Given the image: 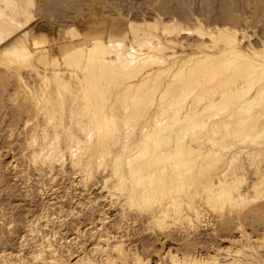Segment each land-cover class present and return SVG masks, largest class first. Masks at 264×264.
<instances>
[{
  "label": "rangeland",
  "instance_id": "374dc122",
  "mask_svg": "<svg viewBox=\"0 0 264 264\" xmlns=\"http://www.w3.org/2000/svg\"><path fill=\"white\" fill-rule=\"evenodd\" d=\"M231 14L235 15L236 18L238 19L236 22H232L229 20L230 18H228V17ZM13 15L17 18L16 20H14V22H17V24H16L17 26L14 28H12L9 25V24H11L10 18ZM239 19H241V20H239ZM172 20H173V23H175L176 26L178 27L177 28L178 30L175 29L174 31L171 30V32L170 31L162 32L163 30H161V28L162 29L164 28L165 23L166 22H172ZM199 20H200V22H199ZM131 21H135V22H139V23L140 22L141 23L142 22L143 23L152 22L154 25L155 24L158 25L156 28L157 29L156 34L166 43V45L168 44L167 46L175 48V51H178V52H180V50H181V52H185V50H186L187 52H185V54H189V53L198 51L200 49L199 46L203 42L201 39H203V40L207 39L205 41H207L209 43L211 42V41H209L210 40L209 38H206V36H203V37L201 36V38H200V35H202L201 32H203V30L207 31L208 28L223 27L224 25L231 26V27L234 26L235 29L238 28L237 29L238 37H240V39L242 40L243 47H245V46L247 47V45L249 43H252L256 48L258 47V49H259L261 47V46H259V44L261 43L260 45H262V43H263L262 41L264 39V0H0V33H1L0 37L3 38V40H0V42H2V44L0 43V50L4 46L10 45V43H11V40H6V38H5L9 29H13L12 31H16L18 33H21V31L25 32L26 30H29V31L32 30L30 32H32L33 37L28 36L25 39V42L27 43V45L32 47L36 43V42H34L33 38L34 37L38 38L39 43H42V44H39L38 40H37L36 44L41 45V46L37 47L38 49L41 47L42 48L48 47L52 54H56L58 56V60H55L56 64L54 63L52 66H49V67L52 70L58 69V67L61 68L68 78L70 76L69 73H71L73 71V69L80 73L82 70L81 68L85 69L86 64H85V66L81 65L82 67L77 66V65L76 66L74 65V67H73V66L67 64L68 66H70V67H68L64 63L65 60L62 57H63V54L65 52L66 47H68L72 42H74V43L79 42V39H78V37H73V36L71 37L70 33H68V32L65 33L64 36H61L60 35L61 32L67 31L71 28H77L80 31H84V30L90 29V27L92 25H96V27L93 26V28H95V31H96V32L95 31L93 32L94 37L97 36L98 33L103 32L104 36L106 37V40L110 41L109 35L112 34L113 35V37L111 36L112 40H115L114 42L116 44L122 43L121 45H123V44H127V46L130 45V46H128V50H130L132 52H131V54L129 53L130 56H128L129 55L128 54L126 57H128L129 60L132 59L131 61H133V59L135 58L134 61H136L140 58V57L139 58L136 57L137 54L139 55L138 52H140L142 54V52L144 50H146L148 48V46H150V43L152 45L153 44L155 45V43H152L153 40L151 41V39L147 40L145 38V40H143V42L147 41L149 43L147 46L144 47L143 44L145 45V43H143V42L142 43L139 42L140 44H142L141 46H143V47L140 48V44H138L139 47L136 46L137 44L135 43L136 42L135 40H137V42H138L142 37L140 39L138 38L139 40L135 39L137 36L134 37L133 34H130V33H128V31H126L128 29V24ZM163 21H164V23H163ZM201 22L203 23L202 24L203 26L201 25ZM154 30H155V28H154ZM176 30H177V33L179 35L176 33ZM190 30H191V32H190ZM195 30H198V31H195ZM167 32H169L170 34ZM42 33H43V35L44 34L45 35L42 36ZM114 33H115V35H114ZM133 33H135V32H133ZM131 35H132V37H131ZM2 38H0V39H2ZM118 38H121V39H118ZM164 38H165V40H164ZM167 38H169V39H167ZM133 39H135L134 40L135 42L133 41ZM170 39H174L176 43L174 42V40H172L173 44L170 43ZM178 39H180V40L178 41ZM4 40H5V42H4ZM76 40H78V41H76ZM121 40H123V42ZM154 40H155V38H154ZM166 40H168L169 42ZM197 40L198 41L201 40V41L198 42ZM130 41L134 42L133 44H135V45H133ZM140 41H142V40H140ZM180 41L181 42L183 41V44H185L184 47H182V45L179 44ZM147 42H146V44H147ZM132 45L135 46L136 48L132 47ZM131 47L133 50L130 49ZM37 48H35V49H37ZM139 48L144 49V50L141 52V50ZM134 49H135L136 53L134 52ZM171 49L170 48L165 49V51H167L166 53H168V55L173 53L174 49L173 50H171ZM107 50H109V49H107ZM116 50H117V48H116ZM182 50H184V51H182ZM108 52H107L108 57L105 56L107 59L108 58H110V59L116 58L115 55H117L116 54L117 52L114 50V48H113V50L111 49L110 53H108ZM133 52L135 53V56H134ZM107 54H105V55H107ZM131 55L134 57H132ZM253 58H256L257 60L259 59V60L264 61L263 57L254 56ZM173 61L174 60L171 59L170 62L173 63ZM87 62H90V61H86V63ZM138 62H141V61L138 60ZM57 63H58V65H57ZM172 63H168V64L172 65ZM134 65L133 66L131 65L132 67L128 66L129 68H127L125 70L124 69L122 70L121 68H120V70H119V68H116V69L113 68V69L116 70L115 74L122 71L121 75L128 73V76H129L131 71L134 72L140 68L139 66H136V65L134 67ZM136 67H138V68H136ZM150 67L151 66H149L148 68H150ZM176 68H177V66L174 65V67L171 68V70H169V72H168V70H166V72L165 71L162 72L161 76L159 75L161 78H163V84L159 88L156 87V85L160 86V84H157V82H155L156 85H155V83H151L153 81L152 79H155L156 77L158 78V76H157L158 74L156 72H154L157 74V75H155L153 73V76H156L155 78H153V76L151 78H150V76L148 77V79H149L148 84L149 85H152V84L155 85L154 88H156L157 91H154L153 89H151L152 92H148L149 94H145L148 90H147V88H144L145 84H143V87H141L143 89L140 88L141 90L138 92H144L143 98L145 97V100L147 98L148 101L150 98H148L149 96H147V95H150L152 98L155 95V98L152 99V101L154 100L153 104L156 103L157 96L160 95V92L161 93L163 92L165 99L162 98V102L164 103L166 101V99L167 100L169 99V97L172 93L171 88L174 86V84L172 86L171 83H167V82L171 81L174 83V81H175L176 85L174 87L177 88V86H179L180 84H182V83L184 84L185 83L184 81H186V79L188 81L192 78V81H194V80L196 81L200 77L202 78L201 74H203V72H205V71H203L200 74V76L196 75V73H194V74L192 73L193 76H191L190 75V69L188 70V66H186L185 67L186 69L184 68V70H182L184 72L180 71V72H178L179 74L178 73L174 74L173 70H175ZM226 68H228V67L226 66L224 68L225 71H222V69H221L222 72L220 71V73H219V71H217L219 74H216V75H215V73H217V72L216 71L213 72V69H212V72L210 71V74H209L210 76H212L213 73L215 75V77H214L215 79H213V80L211 79L212 84H210V85H213L216 80H217V85H218V82L221 81V84H219V85H220V87L222 85V89L225 90V91H222L221 88H219L220 91L217 90V93L214 94L216 96L213 95L214 99L216 101L218 100V95H223L222 92L223 93L226 92L224 94H226L227 96L229 95L230 97H233V96L235 97L237 95V93L239 95L240 91L236 90V89H238V86H237L238 84H236L238 81L239 82L245 81V86L247 85L246 89H248L249 88L248 83L250 82V80H248V79L249 78L251 79L253 76H255V75L258 76L259 74L262 73L261 71H260L261 73L255 72V74L252 73V75H253V76L251 75L252 77L250 75H248V77L246 76L247 77L246 78L245 75H246L247 71H246V73H239L238 74L239 76L237 75V73H235L236 74V76H235V74L231 72V68H228L229 70H227ZM36 69L37 70L43 69V65L41 62L32 59L31 63H30V62H26V60L18 59L14 55H4V56L0 55V264H4L6 261L13 260V259H14L13 264H45L46 261L49 262L51 260L50 259L51 257L56 258L57 262L59 264H87L86 261L90 258H91V260L93 259L92 260L93 262L95 261L94 264H110V262L107 259H105L106 256L104 255V257H103L102 248H105L106 252L108 251V253L111 256L114 255L112 257H114L113 262H115V264H175L174 263V260H176L175 258H177V260L179 258V261L182 260V262H183L185 259H189V258L198 256L199 253H200L199 255H202V257H205V258H207L208 255H209V257H213L214 254H216L217 257H219L221 260L222 259L224 260L226 258L225 252H228L230 250L234 254V252H236V250H238V249H241L244 252V254L243 255L242 254H239V255L235 254V255L241 256V258H243V259H244V256L246 255L245 253L249 254L250 252H253L254 250H257L260 253L262 252L261 253L262 255L264 254V190H262V189H264V187H262V185L260 187V185H259L258 188H261L260 189V191L262 190L261 193H259L260 191L256 192L259 190L258 188L257 189H251L249 194H248L249 196L247 195L248 197H246L247 199L244 202L242 200V203L239 202L241 200H238L237 201L238 204L236 202H234V203H236V205L235 204L232 205V202H230L229 201L230 199H228L231 197V196L229 197V195L231 193H229V194L225 193L223 196H220L221 197L220 199L215 200V198H217V197H215L214 199L212 197V196H214V194H212V192H213L212 189L214 186L210 190V187L213 185L212 181H213V183H215V180L217 181V179H216L217 177L213 176V175L216 172L220 171L221 169H224V168L226 169L228 167L229 168L226 169L228 177H232V175H234L235 171L237 172V174L244 173L245 177L240 175V177H241L240 179L242 180V182H239V183L235 182V184L238 185L239 188H241L242 190L247 188L249 182L256 180L257 175L255 174V176H254V173L256 172V169H257L256 165H257V167L264 168V166H263L264 165V157H263L264 156V154H263L264 150L261 151L259 154H257L258 156L254 155L253 157H250V156L248 157L247 155L242 153V154H240V157H238L237 159H234L235 161L233 160L234 163L230 164L225 160V162L218 161L217 165H215L216 162L213 161L214 159L211 160L212 157H210V156H209L210 159L207 156L206 160L201 158L202 156L198 157L197 155L200 152H198V154H197V152L194 151L195 153H193L192 155H190V152H189V155L191 157L188 155V153H186L188 146L192 145L191 142L194 143L193 146H195L198 138H200L199 135L201 132H199V130L202 128V125H200V124H202L203 122L198 123V122H201L198 119H200L201 117H202V119H201L202 121L205 120L203 123L204 129L202 128L203 130H201L202 133H204L203 131H205V129H206L205 127H207L209 135L216 132L218 130L217 128H219L220 131L218 130L219 131V132L217 131L218 133H214L212 135L215 136V134H216L217 136H219V135L222 136L223 134H226V133H230V132L233 133V131H234L233 129L235 128V125H236V128L239 125H241V129L243 128L241 131V129H239L240 127H238V130H240L242 132V133L239 132L240 133L239 137H241V134L244 135L247 132L248 133L251 132L248 135L249 137H246V135L248 133L246 135H244L248 139L243 141L241 144L237 143L239 145H236L235 147L233 145H230L228 148H226V150H225V148L222 149L221 152L217 154L218 157H221V156L223 157V154L226 153L224 155V157L226 156L225 158H230L232 155L230 153H232V152L234 153L235 151H238L241 147L242 148L247 147L246 150L247 149L250 150V149L256 147L257 144H255V143L264 139L263 138L264 137V131L259 132V134L253 133V131L258 132L259 131L258 129H262L264 126V101H263V103H261L262 105L260 104L257 107V108H259L258 109L259 113L256 112V114H255L257 116L256 117H255V115L252 116L255 118H252L251 116H250L251 117L250 118L249 117L250 114L249 115L241 114L242 116L237 115L238 117L236 116V114H234L232 117L228 118V116H226V115L230 112H234V110L236 111V108H237L236 105L231 104L228 106V104H226L225 106L224 105L221 106V108H223V110H225V111H222L221 108H219L222 112H226L228 109V112L221 115L222 119L226 118L225 119L226 121H225V123H223L224 122L223 121L222 123L217 124L218 126H216V128H213L214 131L211 128L212 127L211 122L213 121L214 117H213V119L208 118L206 115V112L207 113L208 112L215 113L216 109H218V108L215 107L216 108L215 109L214 107H209V106H208L209 109L207 108V104L210 101V100L209 101L206 100L208 98V96H207V98H205V100H202V101H206V105H203L205 102H203V103L200 102L199 103L200 106H198L199 105L198 103H197L198 105L195 103L196 104L195 106H198V108L195 107L194 109H196V110L199 109V112L198 111H197V113L191 112L193 114L192 115L190 113L192 115V117H190L188 115H187V117L186 116L183 117V115L181 116V114L177 115V117L179 116L184 120L187 119V120L183 121L181 118H179L180 120H182V123L178 119L179 124L180 125L183 124L182 125L183 127L189 125L190 123H191L190 125H192V123H194L195 121L197 122V124H196V122L194 123V124H196L194 126V128L196 127L197 130L194 129V130H192L193 131L192 132L191 129H189L190 132H192V136H194V134H195L194 138L197 137V140H195L196 142L194 141V138H192L189 130L188 131L186 130L188 132V133L186 132L187 135L183 132L184 133L183 136H186V137H182V139L185 138L184 139V140H186L185 143L188 141L190 143V145L187 143V148L184 147V145L186 146V144H184L182 139H181V141L183 143L181 141H179V139L177 140L183 144V146H182L183 150H184V148H186L185 149L186 151H182L181 153L180 152L179 153L182 154L185 152L187 154V155H185V153H184V156L182 154V157H183V159L187 158L186 160L189 159L188 163H189V166H191V170L189 172H187L188 174L186 172H185V174H183L185 177V179H184L185 182L182 180V183H181V181H180V183L182 184V187L181 186L179 187L178 185L180 183L177 182V185H175L176 180L177 179L181 180L182 178H180V177H183V176H179L178 178L175 177V181H174L175 184H174V182H172L174 179V178H172V181L170 180L168 182V183L172 182V183H170L171 185L166 183V185H165L166 190H165V187H163V186L162 187L164 188V190H163V188L161 189V187L158 184H157L158 187L156 185H153L154 188H155V186H156V188H158V190H156V188H155V190L158 193L156 191L153 193L154 188L152 187V189H150V191H152L153 194H151L152 196H148L149 199L148 198L145 199L146 197H144V199H142V201L140 200L141 198H137L136 201L135 200L131 201L127 196V190H125L126 191L125 192V191H123V188L125 186H128V185L131 186V181L134 180L132 178L136 177L135 174L131 175L130 172L128 173L127 172L128 168L126 167L125 168V170L127 169L126 170V173H127L126 177L128 179L127 180L125 179L126 182L125 181L124 182L126 183V185H124V182H120L119 178L118 177L116 178L115 175L113 174V171H112V167H113L112 164L114 165L113 159H115V156H119L120 154H123V153L125 155H127V154L129 155V151L125 147V149L128 152L126 154V150L123 147L124 144L121 143L122 140L120 142L118 141L119 143L122 144V148H121L120 146H118L121 144H118V143L116 144L117 146L116 145H112L113 147L109 146V144L107 143L109 139H107L106 143L108 145L107 144H105V145L109 146L110 149H108L109 147H107V148L105 147V148L107 150H110L111 153L113 151H116L114 149L119 148L115 152V153H117L119 150V152H118L119 154L117 153V155L113 156V154L108 155V153H106L105 155H107L109 157L103 156V160L102 159L99 160L100 163L96 165V159H97L96 155L98 156L101 154V153L99 154V152H100L99 150H102V151L104 150L103 144L105 142L102 141V145L100 144L101 146L98 145V143H97L98 146L95 145L96 142H94V144H92L91 147L89 145L85 146V142H83V144L81 143V145H83V146H80V145L76 146V143L74 144L72 142L71 143L72 146L75 145L74 150L78 151V153H76V155L73 156L72 155L73 148L69 147L70 145H68L66 143L67 139L65 138L66 135L68 136L69 133H71V130L68 128V125H67V127H65L66 124L64 125V123H66L68 121L67 118L69 119L68 116H69V113L71 111L72 113H70V114L72 116L70 117V123H72L73 125L70 124L69 121L67 122V124L69 123L71 125L72 130H74V131L77 130V134L82 133V131L80 130V127L78 128L79 125L77 124V122H79L78 121V118L80 116L79 113H81L83 110L82 109V105H83L82 103H83L84 97H86V96H87L86 97L87 101L85 100L86 102H88V99H91V97H93L94 100L93 99L91 100V104H92V103H94V101H96L95 96H97L99 94L98 95L99 99H98V96L96 97V99H98L97 106L99 108L101 105L104 106L102 104L103 100L106 103H107V101L110 100L107 103V105H109L110 103H113L112 101L114 100V105H119V107L116 106L115 109H117V111H118V108L122 109L121 103H123L124 100H125L124 102L127 103V101H128V103H129L132 95H131V97H129L130 95L127 96V94H128L127 93L126 95L124 94L125 99L121 98L123 95L118 97V99H117L116 97L113 96V94H115L116 91H119V90L121 91L122 88L124 87V83H126V81L124 80L125 75H123L121 77L120 74H118L117 76L114 75L115 78H113V76L111 75V71H110L107 74H103V75L100 74L101 75L100 80L97 78L99 75L97 77L94 76L97 78V80H95L96 78H92V82L89 83L92 85L89 86L90 89L86 90L87 94H85L84 90H83V93L81 92L82 90L78 91L80 86H78L79 84L74 83L76 81H74V82L72 81V80H74V78H70V80L68 79L70 81V84H72L71 85L72 87H73V85L78 87V89H77L74 86L73 91H74V93H75V91L81 92V93H79L80 96L82 94L83 98H81V97H79L78 93H75L78 95V97L76 95H75L76 97L72 96V95H74V93H73V91H71L72 90L71 86H70V88L69 87L66 88L65 86H61V87H59L61 89H59L57 84L54 81H52V83L54 85L51 83L48 86H45V84L41 80H39V78L37 76H35L33 79V76H31V75H34L36 73L35 72ZM130 69H134V70H130ZM214 69H216V68L214 67ZM114 70H112L113 71L112 73H114ZM92 71L95 72V69L94 70L92 69ZM242 71H244V70L242 69ZM193 72H195V71H193ZM240 72H241V70H240ZM250 72H251V70H250ZM137 73L138 72H135L134 74H136L138 76L141 75V73H139V74H137ZM134 74H132V75H134ZM184 74L188 75V76L190 75L191 77L188 79L187 78L188 76H185ZM230 74H232V75H230ZM242 74L244 75V77ZM263 74L264 73H262V75ZM104 75H106V76H104ZM109 75H111V76H109ZM194 75H196V76H194ZM21 76H23V77L21 78ZM131 76L128 77L130 80H131V78H130ZM203 76H204V74H203ZM233 76L236 78H233ZM70 77H72V76H70ZM103 77H105V78H103ZM116 77H118L119 79ZM125 77L127 78V75ZM194 77H195V79H194ZM226 77H228V79L230 78V80L227 81ZM256 77H254L253 79H255L256 81L258 79V81H259L261 75H259L257 77V79H256ZM108 78H110L115 83L108 80ZM135 78L136 77L134 76V79ZM174 78H175V80H174ZM222 78H226L225 81H227V83L223 80L224 84L225 83L228 84V85H226V87L223 84ZM102 79H103V82L101 81ZM104 79H105V81H104ZM180 79H182V80L180 81ZM237 79H238V81H237ZM116 80H117V82H116ZM122 80H124L123 81L124 83L123 82L121 83ZM130 80H127V82ZM150 80H151V82H150ZM178 80H179V82H178ZM201 80H203V79H200V81ZM234 80L237 81V82H235V84L233 83ZM252 80H251V82H255V80L254 81H252ZM95 81L96 82L101 81V87L102 88L100 87V84H99L100 88L98 86H96L97 84L95 83ZM108 81H110V82L108 83ZM213 81H214V83H213ZM258 81L256 84L254 83L255 86L253 85V83L250 82L251 87H252V85L255 88H259V85L261 87L264 84L263 83L261 85V83L264 82L263 76H262V79H260L259 82ZM93 82H94V85H93ZM104 82H106V83L104 84ZM246 82H248V83H246ZM166 83L170 84V85H167V86H169L167 88H170V90L169 89H167V90L163 89V87L166 88L165 87ZM106 84L108 85V87L106 86ZM114 84H115V87H113ZM102 85H104V86H102ZM117 85H119V86H117ZM198 85H197V87L195 86V88H199L200 85L199 86ZM91 87H94L95 91H93L94 88L91 89ZM112 87L114 89H112ZM138 87H137V90H139ZM150 87L153 88V86H149V88ZM228 87L231 88V90L233 89L234 91L229 90ZM29 88H30V90H29ZM68 88L70 89V91ZM36 89H37V92H36ZM74 89H76V90H74ZM134 89H131V90L133 91ZM144 89H146V90L143 91ZM226 89H228V90H226ZM98 90L100 91V93ZM193 90H194V88H192L191 91H193ZM88 91H90V92L88 93ZM130 91H129V94H130ZM149 91H150V89H149ZM153 91L155 92V94L153 93ZM243 91L245 92V90H243ZM94 92H96V93H94ZM138 92H137V94L140 95ZM220 92H221V94H218ZM244 92H242V94ZM134 93H133V95H134ZM151 93H153L154 95H151ZM230 93L232 95L233 94L234 95L232 96ZM70 94H72V95H70ZM91 94H92V96H90ZM172 94H174V93H172ZM188 94H189V92L186 91V94L185 93L182 94L184 96L181 95L182 96V97H180L181 99L178 97L179 101H188L189 100L188 97H191V95H190L191 93L189 94V96H188ZM9 95H10V97H9ZM100 95H102V97ZM88 96H89V98H88ZM213 96H211L209 98H213ZM227 96L224 98L225 99L224 101L227 100ZM105 97H106V99H105ZM108 97H111V98H108ZM113 97L116 99V101L119 102V103L117 102L118 104H115V99ZM186 97L188 99L183 100ZM220 97L221 96H219V98ZM223 97H224V95H223ZM223 97L220 98V100H218L217 102H220L223 99ZM75 98H77V99L79 98L81 100L83 99L81 102V106H80L81 109H80V107H76V106H79L80 103H78V102H80L81 100H79V101L77 100V102H73L74 104L78 103L77 105L75 104V107L77 109L74 107L73 108H74V110L80 109L79 113H76L77 112L76 110L75 111L71 110V109H73L72 106L74 105V104L73 105L71 104L72 103L71 100L73 99V101H76ZM120 98L124 99V100L121 102V101H119ZM136 98H137V95H136ZM139 98H141V97H139ZM139 98H137L136 100L140 101L139 104L141 105V99H139ZM128 99H130V100H128ZM228 99H229V97H228ZM60 101H61V103L59 104ZM65 101H67V102H65ZM68 101H70L71 103L70 102L68 103ZM142 101L145 102L143 99H142ZM148 101L146 100V103ZM132 102H134V100ZM132 102H130V104ZM136 102H134V103H136ZM149 102H148V104H150V103L152 104V102H150V103ZM99 103H101V105H99ZM146 103L142 104V106L147 105ZM180 103H182V102H180ZM50 104H52V105H50ZM54 104H56L55 107H54ZM62 104H63V106H62ZM64 104H67V108H66V109H68L67 111L70 110L68 112V114L66 113L67 112L65 109L66 105L64 106ZM69 104H71V106ZM89 104H90V101H89ZM107 105H105L106 106L105 110H107ZM201 105H202V107H201ZM95 106H96V104H94V107ZM102 106H101V108H102ZM149 106L150 105L145 106V107H149ZM57 107L58 108L62 107V108L57 109ZM96 107H95V109H96ZM98 107H97L96 111L99 110ZM153 107H154V105L151 108H153ZM193 107L194 106H192V108ZM190 108L191 107H189V111H190ZM211 108H212V110H211ZM41 109H42V111H41ZM90 109L93 110L94 108H90ZM219 109L216 111L217 113L219 112ZM100 110L98 112H96L95 110H93V111L96 112V114L97 113L99 114ZM200 110H201L202 115L205 114L204 118L200 114ZM255 110H257V109H255ZM117 111L115 110L114 113H115V115L117 113V117H120L122 114L121 113L118 114ZM120 111L121 110H119V112ZM133 111H134V109H133ZM49 112H50V115L48 114ZM53 112H56V113H53ZM64 112H65V114H63ZM73 112H74V114H73ZM75 114H77L76 117H78L76 119L77 122L75 121L76 122L75 125H77V127L73 123L74 120L73 121L71 120V118L72 119L76 118ZM253 114H254V112H253ZM61 116H62V118H61ZM81 116L85 117V119L88 118V117L84 116L83 113L81 114ZM234 116H236V117H234ZM247 116L249 118H247ZM171 117L173 118L174 116H171ZM171 117H168L170 123L174 124V122L178 121V120L174 121L175 119L173 121L170 120ZM206 117H207V119H205ZM221 117L215 116L216 120H221ZM48 118L50 121L48 120ZM92 118H94V116H92ZM237 118H238V120H237ZM88 119L83 120V118H82L83 125H84V123H86V121ZM119 119H122V116ZM119 119H117V121ZM138 119H140V117ZM249 119H251L252 121L254 120L253 121L254 123L250 122ZM65 120H67V121H65ZM122 120L124 121L125 125L123 122H121ZM122 120L118 121V127L119 126L121 127L123 125L125 127L127 125L124 118ZM141 120H139V121L136 120L135 122H137V121L140 122ZM239 120H242V121L244 120V121L239 122ZM80 121H81V119H80ZM88 121H87V123L89 125L93 124V123L90 124ZM169 121H167L166 123H168ZM205 122H207L206 126H205V124H206ZM226 122H227V124H226ZM255 122L257 124L259 122L260 124H258V125L256 124L257 125L256 127L258 129L256 128V129L252 130ZM170 123H168V125ZM184 123H185V126H184ZM228 123L230 125H228ZM239 123H241V124H239ZM244 123H245V126L247 124H249V125H247L245 127ZM50 124L55 125V128H57L56 126H60V124H62V126L59 127L60 129L57 128L60 131H57V129H56L57 133H54L55 128H54V130L51 129L54 126L51 127ZM175 124L173 125L174 127L179 125V124H176V125ZM198 124H199V127H198ZM261 124H263L262 127H260ZM70 125H69V127H70ZM80 125H81V123H80ZM102 125H104V124H102ZM160 125H163V123L162 124L160 123ZM160 125L158 126V123H157L156 129H160ZM165 125L166 124L163 125V128ZM224 125L227 126V128H225L226 130L223 128V127H225ZM73 126H74V128H72ZM170 126H169L170 130L169 129L168 130L171 132L172 130H171ZM182 126H180V127H182ZM251 126H252V128L249 129ZM47 127H50V128H47ZM61 127L64 128L62 131H61ZM220 127H221V129H220ZM43 128H45V129L43 130ZM230 128H232L231 129L232 131L230 130V132H227V130L229 131ZM47 129L48 130L51 129L50 133H48L49 131ZM215 129H217V130H215ZM222 129H224V130H222ZM52 130H53V132H52ZM67 130H70V132H67ZM162 130H164V129H162ZM166 130L167 129H165L164 132H166ZM238 130L236 132H238ZM43 131L45 133L48 131L46 134H50V135L45 136L46 134H44ZM78 131H79V133H78ZM197 131L199 132L198 136L196 135ZM58 132L60 133L59 134L60 138H57V140L56 139L54 140V137L56 138V135L58 134ZM62 132H63V134H62ZM194 132H196V133H194ZM168 133L169 132L167 131V134ZM179 133L180 134H178V132H177L175 134V132H172L173 135L178 134L180 136L181 132H179ZM205 133H207V131H205ZM205 133L202 134L201 137L206 135ZM234 133H235V131H234ZM261 133H262V135H261ZM80 134H79V136L83 137V133H82V135H80ZM189 134H190V136H189ZM53 135H55V136H53ZM106 135H107V133H106ZM118 135H120V134H118ZM137 135L140 136L141 134L138 132ZM62 136H64V137H62ZM221 136H219V137H221ZM251 136H254V137L251 138ZM255 136H257V137H255ZM259 136H260V139H258ZM261 136H262V138H261ZM50 137L52 138V140H50L51 139ZM236 137L239 138L238 136H236ZM33 138H35V139H33ZM63 138H65L64 140H66V141L60 140ZM229 138H230L229 141L231 143L234 142V145H235V141H233V139H231L232 136ZM254 138L256 141L254 140ZM83 139H85V138H83ZM192 139H193V141H191ZM34 140H36V141H34ZM37 140H39V141H37ZM96 140L97 139H95V141ZM105 140H106V138L104 139V141ZM218 140H220V139H217V141ZM113 141H115V140H113ZM132 141L133 140H130V142L128 141L127 143L128 144L132 143L131 145H133L134 142H132ZM177 141L175 140V142H177ZM49 142H51V143H49ZM54 142L56 143V145L54 144ZM179 142H177L178 145L180 144ZM252 142H254V143H252ZM60 143L62 144V146ZM224 143H226V140L224 141ZM39 144L40 145L42 144V145L40 146ZM51 145L54 147H52ZM57 145H60V146H57ZM64 145H65V147H64ZM131 145H130V147H131ZM93 146H94V148H93ZM114 146H116V148ZM43 147H44L45 151H43L44 149L42 150ZM55 147H59L60 149L62 147L63 151L61 153L62 156L59 155L60 158L58 155H55V158L53 159L54 155H53V157L52 156L50 157V154H53L51 152H52V149H54ZM75 147H77V149H75ZM84 147H86V148H84ZM130 147H128V148H130ZM179 147H181V144H180V146L177 147V149ZM214 147H216V146L214 145ZM216 148H219V146ZM96 149H98V150H96ZM120 149H122L124 151L120 152V151H122ZM228 149H230V150H228ZM236 149H238V150H236ZM91 150H93V151H91ZM107 150H104V152ZM48 151L50 152V154ZM94 151H97V152L94 154ZM39 152H41V153H39ZM179 153H178V155H180ZM87 154H89V155H87ZM124 154H123V157L125 158L126 156ZM194 154L198 158L195 157L196 161L194 159V162L193 161L191 162L190 158H192V160H193L194 157H192V156ZM93 155H95V156H93ZM56 156H58V158ZM86 156H88L89 158L87 159ZM255 156H256V158H254ZM200 158L203 161L205 160L202 163H207L206 162L207 160L213 161L212 162L213 165L211 164V162L209 164V161L207 163L209 165L205 164L206 167L203 166V164L201 165V163H200L201 159ZM204 158H206V157H204ZM253 158L255 161L253 160ZM33 159H35V160L33 161ZM86 160L92 161L89 168H88ZM260 160H263V161H260ZM108 161H109V163H108ZM241 161H243V162L241 163ZM79 162H80V166L78 164ZM97 163H98V160H97ZM183 163L186 164L187 161L185 162V160H184L183 162L178 163L180 167H178V164H177V168L182 169L181 165ZM190 163H191V165H190ZM253 163H254V165H253ZM185 164L182 166L183 167H189L188 164H186L187 166H185ZM193 164H195V165H193ZM109 165H111V167ZM192 165L194 168H192ZM239 165L244 166L245 169L239 168L240 167ZM86 166L88 168L86 170L91 171V175H90V172L88 175H87V173H84V171H85L84 168ZM199 166L201 168H199ZM209 166H211L210 170H209ZM226 166H228V167H226ZM79 167H81V168H79ZM174 167H176V164ZM204 167L207 168L206 170H209V172L208 171L204 172V170H205ZM200 169L203 172L202 171L199 172ZM111 171H112V173H111ZM110 173H111V177L109 175ZM136 175L139 176V174H136ZM106 176H107V179L112 178V179L108 180L107 183L105 181ZM139 177H141V175ZM242 177H244V180ZM116 179L119 181H116ZM211 179H212V181H210ZM239 180H237V182ZM127 181L129 184L127 183ZM183 182L185 183V186H184ZM210 183H211V186H210ZM122 184L124 185V187L122 186ZM167 184H168V186H167ZM172 184H173V188L171 187ZM187 184H188V186H187ZM107 186H108V188H107ZM183 186H184V189H183ZM116 187H118L120 189L118 190ZM167 187H170V188H167ZM174 188L176 189V191ZM185 188H187V190ZM234 188H236V187H234ZM177 189H179V190H177ZM182 190H184V191L182 192ZM159 191H161V192L164 191L166 194L164 192H162V193L165 194L166 196L162 195L161 192L159 193ZM169 192H170V194H169ZM253 194L256 195L257 198ZM153 195H154V197H153ZM159 195H160V198H159ZM156 196H157V198H156ZM176 196L177 197L180 196V197L177 198ZM169 198L170 199L174 198L176 200V202L178 199L181 204L179 202H177V204L175 203L176 205L173 206L172 204L174 203V201H175L174 200L173 203L171 204L172 206H170V209L168 212V214H170V216L168 215V217H167V215H166L167 218L165 216L157 217L158 218L157 219L155 214H157L156 210H158L160 208L161 201L163 202ZM208 199H209V201H208ZM150 200H152V201H150ZM125 201H126V203H125ZM184 201L187 203H185ZM178 203L180 204V206H178L179 205ZM151 204H152V206H150ZM132 205L133 206L135 205V207L131 208ZM139 205H141V206H139ZM63 206H64V208H63ZM141 207H143V208L141 209ZM149 207H151V210L149 209ZM187 207L190 209H188ZM195 207H196V210L199 209L198 211L201 212L200 214H198V215L196 214V212L194 210ZM63 209H64V211H63ZM174 209H177V210H174ZM188 210H190V211H188ZM183 215L186 217L184 218ZM163 217H165V218L163 219ZM181 217H182V219H181ZM160 218L163 220H161ZM168 218H170V219H168ZM102 236H104L105 238ZM117 242H118V244H117ZM48 243H50L49 245H51V247H45L44 248V246H47ZM114 245H120V248L122 249V255L121 256H118V251L115 249ZM245 246H247V247H245ZM40 249L45 250L42 252V256L38 257L37 259L34 258L35 260H33V257H34L33 253L36 254L37 252L40 251ZM183 256L185 259L183 258ZM82 257H83L84 261L83 260L78 261L79 259H82ZM198 257H200V256H198ZM21 258H22V260H21ZM23 258H25V259H23ZM103 259H104V261H103ZM136 259H138V260L136 261ZM19 260H21L22 262ZM105 261H107L109 263H107ZM258 262L259 261H257L256 263L257 264H263L264 263L263 261H261L259 263ZM186 263H187V261L186 262L184 261V264H186ZM111 264H113V263H111Z\"/></svg>",
  "mask_w": 264,
  "mask_h": 264
},
{
  "label": "bare ground",
  "instance_id": "6f19581e",
  "mask_svg": "<svg viewBox=\"0 0 264 264\" xmlns=\"http://www.w3.org/2000/svg\"><path fill=\"white\" fill-rule=\"evenodd\" d=\"M229 6V5H228ZM217 7V6H216ZM235 7V6H234ZM163 8V7H162ZM228 8V7H227ZM236 8V7H235ZM175 10V9H174ZM184 10V9H183ZM226 10V9H225ZM175 13V12H174ZM183 13V12H182ZM237 13V12H236ZM176 14V13H175ZM173 17V16H172ZM228 18H230L229 20L230 21H232V22H236L238 19L236 18V16L235 15H233V14H231ZM17 18L13 15V16H11V18H10V20H11V24H9L12 28H14V27H16L17 25V22H14V20H16ZM194 20V19H193ZM239 20H241V19H239ZM20 21V20H19ZM178 22V21H177ZM199 22H200V20H199ZM163 23H164V21H163ZM220 23V22H219ZM19 24V23H18ZM158 24V23H157ZM203 23L201 22V25H202ZM164 25V24H163ZM179 25V24H178ZM21 26V25H20ZM93 26H95L96 27V25H92L91 27H90V29H87V30H84V31H80L79 29H77V28H71V29H69V30H67V31H64V32H61L60 33V35L61 36H64L65 35V33H70V36L72 37H78V39H79V42H72L68 47H66V49H65V52H64V54H63V57L62 58H64V60H65V64L67 65H71V66H73L74 67V65L76 66H80V67H82V66H85V64H86V66H85V69L84 68H81L80 70H81V72L79 73V72H77V71H75L74 69H73V71L71 72V73H69V75L70 76H72V77H68L67 78V76L65 75V73H64V71L61 69V68H59L58 67V69H51L49 66H52L54 63H55V60H58V56L56 55V54H52L51 52H50V49L48 48V47H44V48H37L38 46H41V45H37L36 43H37V40H38V43H39V39L38 38H36V37H34L33 38V40H34V42H36L32 47L31 46H28L27 45V43L25 42V39L29 36H32L33 37V35H32V32H30V31H32V30H26L25 32H22L21 31V33H18V32H16V31H12L13 29H9L8 30V33H7V35H6V40H11V43H10V45H6V46H4L1 50H0V55H14V56H16L18 59H22V60H26V62H30L31 63V60L33 59V60H36V61H39V62H41L42 63V65H43V69L42 70H35V74L34 75H31V76H33V79H34V77L35 76H37L38 78H39V80H41L44 84H45V86H48L49 84H51L52 83V81H54L56 84H57V86H58V88L59 87H61V86H65L66 88L67 87H69L70 88V86L72 85V84H70V78H74V80H72L73 82L74 81H76V82H74L75 84L77 83V84H79L78 86H80V88L78 89V87L77 86H75V85H73V87L75 86L77 89H78V91L80 90H82L81 92L83 93V90H84V92H85V94H87V89H90V87L89 86H91L92 84H89V83H91L92 82V78H96L98 75V79L100 80L101 79V75H103V74H107V73H109L110 71H111V75L113 76V78H115L114 77V75H118V74H120V76L122 77L123 75H127V78L129 77V76H131L132 74H134L135 72H138L137 74H139V73H141V75L140 76H138V75H136V74H134V75H132L130 78H131V80L128 78H126L125 76H124V80L126 81V83H124L123 81L124 80H122L121 81V83L123 82L124 83V87L122 88V90L119 92V91H116L115 92V94H113V96L114 97H116L117 99H118V97H120V96H122L121 98H124L125 96H124V94L126 95L127 93V96L128 95H130L129 97H131V95H132V97H131V100L133 99L134 100V102H136L137 100V98H139V97H141V98H139V99H141V105L139 104L140 103V101H137L136 103H134V102H132L130 99H128V100H130V102H132L131 104H130V102L128 103V101H127V103L126 102H124L125 100V98L124 99H121L120 98V100L119 101H123V103H121L122 104V109H119L118 108V111H117V109H115L116 108V106L117 107H119V105H114V100L112 101L113 103H110L109 105H107V103L110 101H107V103L103 100V102H102V104L104 105V106H102L101 105V103H99V105H101L102 106V108H101V106H100V108L97 106V101H98V99H99V94L97 95L98 96V99H96V97L97 96H95V100L96 101H94V103H92L91 104V100L93 99V97H91V99H88V102H86L87 100V96L86 97H84V100H83V105H82V112L81 113H79V110L81 109V102H82V100L81 99H77V98H75L76 99V101H73V99L71 100V102L70 101H68V103L70 102L72 105L74 104L73 102H77V100L79 101V100H81L80 102H78V103H80L79 104V106H76V107H80V109L79 110H76L77 108L75 107V104L77 105L78 103H75L73 106H72V108L74 107V108H76L75 110L77 111L76 113H79L80 114V116H81V114L83 113V115L84 116H86V117H88V118H86V119H88L87 121L90 123V124H92V125H89L88 123H87V121H86V123H84V125H83V123H82V118H83V120H86L85 119V117H83V116H79V118L81 119V121H80V119L78 118V117H76L77 116V114H75V119L73 118H71V120L73 121L74 120V125H75V123L77 122V118H78V121L81 123V125H80V123L79 122H77V124L79 125L78 126V128L80 127V130L82 131V133H83V137L82 136H79V131H78V133L79 134H77V130L76 131H74V130H72L71 129V125L70 124H72V123H70V117L72 116L70 113H72L70 110V113H69V119L67 118V120L69 121V123L67 124V120H65V121H67L66 123H64V125L66 124V126L65 127H67V125H68V128L71 130V133H69V135L67 136L66 135V139H67V141L66 140H64L65 138H63V139H60L61 141L63 140V141H66V143L68 144V145H70L69 147H72L73 148V150H72V155L74 156V155H76V153H78V151H75L74 150V146H72V142L75 144L76 143V146L77 145H80V146H83V145H81V143L83 144V142H85V146H90L91 147V145L92 144H94V142H96L95 143V145H97V143H98V145H102V141L103 142H105L104 144H103V149L104 150H107L106 148L107 147H109V146H112V145H116L117 143L118 144H121V143H123L124 145H123V147H124V149H125V147L127 148V150L129 151V155L127 154L128 152H127V150H126V154L127 155H125L124 153V155L126 156L125 158L123 157V154H120L119 156H115V159H113L114 161V165L112 164V171H113V174L115 175V177L117 178H119V180H120V182H126V180L128 179L127 177H126V175H127V173H126V170H125V168L127 167L128 168V173L130 172V174L131 175H134L135 174V176L136 177H133L132 179H134V180H132L131 181V186H129L128 184V181H127V185L128 186H125L124 187V185H126V183L124 182V185L122 184V186L124 187L123 188V191H125V190H127V196H128V198L131 200V201H133V200H135L136 201V199L137 198H141L140 200L142 201V199H144V197H146L145 199H147L148 198V196H152L151 194H153L156 190H158V188H156V186L158 187V185L161 187V189L163 188V187H165V190H166V183H168L170 180L172 181V178H174L173 179V181L172 182H174L175 181V177L176 178H178L179 176H183L184 177V175L183 174H185V172L187 173V172H189L190 170H191V166H189V159L188 160H186L187 158H185V159H183V157H182V154H183V156H184V153H182V154H180L182 151H186L185 149L187 148V143L190 145V143H189V141L188 142H186L185 143V141L186 140H184L185 138H183L182 139V137H186V136H183V134L185 133L186 134V132L189 130V129H191V131L192 130H194V129H196V127L194 128V126L197 124V122H196V124H194V123H192V125H187V126H185V123H184V126L185 127H183L182 125H180L179 124V118H181V117H177V115H180L181 114V116L183 115V117L184 116H186L187 117V115L188 116H190V117H192V113L191 112H194V113H197V111L199 112V109H194L195 107L196 108H198V106H200V102H205L203 105H206V101H202V100H205V98H207V96H208V98L206 99L207 101H209V103L207 104V108H208V106L209 107H216V108H221V106H225L226 104H228V106L229 105H231V104H235L236 105V111L234 110V112H230V113H228L226 116H228V118H230V117H232L234 114H236V116L238 115H240V116H242L241 114H246V115H249V117L251 116H253V115H255L256 114V112H258V109L259 108H257L261 103H263V101H264V82H262L261 83V87H260V85H259V88H255L254 86V83L256 84L257 83V81H258V79H257V77L259 76V75H261V77H260V79H262V76H263V78H264V74L262 75V73H264V61L263 60H257L256 58H253L254 56H258V57H263V59H264V39H263V43H262V45H260L259 44V46H261L259 49H258V47L256 48L252 43H249L248 45H247V47L245 48V47H243V45H242V40L240 39V37H238V31H237V29L238 28H234V26H227V25H224L223 27H216V28H208L207 29V31H204L203 30V32H201V34L202 35H200V38H201V36L203 37V36H206V38H209L210 40L209 41H211L210 43L209 42H207V41H205V40H207V39H205V40H203V39H201L203 42L201 43V45L199 46V50L198 51H195V52H192V53H189V54H185V52H187L186 50H185V52H181V50H180V52H178V51H175V48H172V47H169V46H167L166 45V43L156 34V31H157V26L158 25H154L152 22H150V23H139V22H135V21H131L129 24H128V29L126 30V31H128V33H130V34H133V36L135 37V36H137L135 39H140L141 37V39L140 40H142V41H140L139 39V41L137 42V40H135V39H133V41L137 44L136 46H138V44H140L139 42H143V40H145V38L148 40H150L151 39V41L153 40V42L152 43H155V45L153 44H151L150 43V46H148V48L146 49V50H144V49H140L141 47H145V46H147L149 43L147 42V41H145V42H143V43H145V45L143 44V46H141L142 44H140V50H141V52H142V54L140 53V52H138L139 53V55L137 54L136 55V57L137 58H139L138 60L139 61H141V62H138V60H136V61H134L135 60V58L133 59V61H131V60H129L128 59V57H126L129 53L131 54V52L132 51H130V50H128V46H130V45H128L127 46V44H123V45H121V44H116L114 41L115 40H112V37H113V35L111 34V35H109V40L110 41H108V40H106V37L104 36V34H103V32H100V33H98V35L97 36H93V32L95 31V28H93ZM176 24L175 23H173V20H172V22H166L165 23V26H164V28L162 29L161 28V30H163L162 32H164V31H170L171 32V30L172 31H174L175 29H177L178 27L176 26ZM203 26V25H202ZM154 28H155V30H154ZM200 28V27H199ZM126 29V28H125ZM201 29V28H200ZM178 30V29H177ZM177 30H176V33H177ZM183 30V29H182ZM181 30V31H182ZM185 30V29H184ZM202 30V29H201ZM5 31V30H4ZM124 31V30H123ZM195 31H198V30H195ZM20 32V31H19ZM96 32V31H95ZM133 32H135V33H133ZM190 32H191V30H190ZM126 33V32H125ZM167 33H169V32H167ZM166 33V34H167ZM175 33V34H176ZM199 33V32H198ZM1 34V33H0ZM122 34V33H121ZM170 34V33H169ZM172 34V33H171ZM178 34V33H177ZM3 35V34H2ZM45 35V34H44ZM43 35V33H42V36H44ZM114 35H115V33H114ZM126 35V34H125ZM124 35V36H125ZM173 35V34H172ZM179 35V34H178ZM177 35V36H178ZM1 36V35H0ZM16 36V37H15ZM36 36V35H35ZM112 36V37H111ZM119 36V35H118ZM123 36V35H122ZM127 36V35H126ZM125 36V37H126ZM140 36V37H139ZM199 36V35H198ZM15 37V38H14ZM31 37V38H32ZM131 37H132V35H131ZM149 37V38H148ZM171 37V36H170ZM0 38H2V37H0ZM4 38V39H5ZM154 38H155V40H154ZM174 38V37H173ZM181 38V37H180ZM198 38V37H197ZM118 39H121V38H118ZM124 39V38H123ZM167 39H169V38H167ZM243 39V38H242ZM0 40H3V38L2 39H0ZM29 40V39H28ZM27 40V41H28ZM41 40V39H40ZM164 40H165V38H164ZM172 40H174V39H170V43H172L173 41ZM180 39H178V41H179ZM184 40V39H183ZM201 40H199V41H201ZM76 41H78V40H76ZM122 42H123V40H121ZM132 41V40H131ZM130 41V42H131ZM155 41V42H154ZM157 41V42H156ZM166 41H168V40H166ZM193 41V40H192ZM191 41V42H192ZM198 41V40H197ZM198 41V42H199ZM4 42H5V40H4ZM71 42V41H70ZM90 42V43H89ZM134 42H131L132 44L134 43ZM146 42H147V44H146ZM169 42V41H168ZM174 42H175V40H174ZM188 42V41H187ZM1 44H2V42H0ZM67 43V42H66ZM176 43V42H175ZM194 43V42H193ZM192 43V44H193ZM39 44H42V43H39ZM65 44V43H64ZM68 44V43H67ZM173 44V43H172ZM180 45H182V47H184L185 46V44H183V41L181 42L180 41V43H179ZM190 44V43H189ZM133 45H135V44H133ZM132 45V47H135V46H133ZM188 45V44H187ZM186 45V46H187ZM246 45V44H245ZM114 48V50L117 52H115L117 55H115V57L116 58H112V59H110V58H106V57H108V54H107V52L110 50L111 51V49L113 50V48ZM117 48V50H116V48ZM132 47L130 48V49H132ZM139 47V46H138ZM35 48H37V49H35ZM111 48V49H110ZM136 48V47H135ZM168 48H172L171 50H173V53H171L170 55H168V53H166L167 51H165V49H168ZM107 49H109V50H107ZM138 49V48H137ZM198 49V48H197ZM196 49V50H197ZM133 50V49H132ZM139 50V51H140ZM110 51L108 52V53H110ZM182 51H184V50H182ZM192 51V50H191ZM113 52V51H112ZM134 52L136 53V51H135V49H134ZM133 52V53H134ZM172 52V51H171ZM135 53H134V56H135ZM58 54V53H57ZM105 54H107V55H105ZM130 54L128 55V56H130ZM133 55V54H132ZM131 55V56H132ZM106 56V57H105ZM134 56H132V57H134ZM171 59H173L174 61H173V63L172 62H170L171 61ZM60 61V60H59ZM86 61H90V62H87L86 63ZM33 62V61H32ZM57 62V61H56ZM168 63H172V65L171 64H168ZM56 64V63H55ZM88 64V65H87ZM136 65V66H139L140 68L139 69H137L136 71H134V72H132L131 71V73H130V75L128 76V73H125V74H122L121 75V72L122 71H118L119 73H117V74H115L116 73V70H114L113 68H119V70H120V68L123 70H125V69H127V68H129L128 66H130V67H132L133 65ZM57 65H58V63H57ZM67 65V66H68ZM82 65V66H81ZM132 65V66H131ZM135 65H134V67H135ZM174 65H176L177 66V68L175 69V70H173V72H174V74L176 73H178V72H180V71H182V70H184V68L186 67V66H188V70L190 69V75L191 76H193V74L194 73H196V75H198V76H200V74L203 72V71H205V72H203V74H204V76H203V74H201V76H202V78L200 77L198 80H194V81H192V78L190 79V80H188L187 81V79H186V81H184L185 83V85L182 83V84H178L179 86H177V88H175L174 86L176 85L175 84V78H174V83L173 82H167V83H171V85L173 86V84H174V88L172 87L171 88V92L172 93H174V94H172L171 93V95H170V97H169V99L167 100L166 99V101L163 103L162 102V98H164L165 96L163 95V92L161 93L160 92V95H158L157 96V101H156V103L155 104H153V102H154V100L152 101V99L153 98H155V92L154 91H157V89L156 88H154V86L156 85V83L155 82H157V84H160V86L158 85H156V87L157 88H159V87H161V85L163 84V78H161L160 76H161V74H162V72L163 71H165L166 72V70H168V72H169V70H171V68H173L174 67ZM149 66H151L150 68H148ZM228 67V68H231V72L232 73H237V75L239 74V73H246V71H247V73H246V75H245V77L247 76L248 77V75H252V73H254L255 74V72H260L261 74H259L258 76L257 75H255V76H251L252 78L250 79H248V80H250V82H251V80L254 78V77H256V79H257V81L255 80V79H253L252 81H254L255 80V82H251V83H253V85H252V87H251V83L249 82H246V83H248L249 85V88L248 89H246L247 88V85L245 86V81H242V82H239L238 81V79H237V81H235L234 80V84H235V82H237L236 84H238L237 86H238V89H236V90H238V91H240V93H239V95H238V93H237V95L234 97L231 93V91L233 90H231V88H229V90H231L230 92V94L233 96V97H230L229 95L227 96L226 94H224V93H226V92H222V94L224 95V97H223V95H218V100H220V98H222L223 97V99L220 101V102H217L215 99H214V96H216V95H214V94H216L217 93V90H219V88H221L222 89V85H221V87H220V85L219 84H221V81H219L218 82V85H217V80L215 81V83H214V81H213V85H210V84H212V80L213 79H215L214 77H215V75L216 74H219L220 73V71H221V69L224 67ZM68 67H70V66H68ZM79 67V68H80ZM133 67V68H134ZM214 67L216 68V69H214ZM136 68H138V67H136ZM135 68V69H136ZM146 68V69H145ZM148 68V69H147ZM224 68L222 69V71H225L224 70ZM228 68H226L227 70H229ZM92 69L94 70L95 69V72L94 71H92ZM186 69V68H185ZM195 69V70H194ZM204 69V70H203ZM212 69H213V72L214 71H219V73L217 72V73H215V75H214V73H213V75L212 76H210L209 74H210V71L212 72ZM242 69L245 71H242ZM70 70V69H69ZM79 70V69H78ZM112 70H114V73H112L113 71ZM130 70H134V69H130ZM187 70V71H188ZM240 70H241V72H240ZM250 70H251V72H250ZM253 70V71H252ZM186 71V72H187ZM192 71V72H191ZM193 71H195V72H193ZM201 71V72H200ZM221 71V72H222ZM154 72H156V73H154ZM182 72H184V71H182ZM185 72V73H186ZM199 74H198V73ZM227 72V71H226ZM153 73L155 74V75H157L158 76V78L156 77V76H153ZM193 73V74H192ZM256 73V74H257ZM95 74V75H94ZM101 74V75H100ZM151 74V75H150ZM164 74V73H163ZM173 74V73H172ZM179 74V73H178ZM182 74V73H181ZM188 74V73H187ZM111 75H109V76H111ZM160 75V76H159ZM185 75V74H184ZM183 75V76H184ZM188 76V75H185V76H188L187 78L189 79L191 76ZM196 75H194V76H196ZM230 75H232V74H230ZM243 75V74H242ZM94 76H96V77H94ZM104 76H106V75H104ZM108 76V75H107ZM134 76L136 77L135 79H134ZM150 76V78L153 76V78H155V79H152L153 81L151 82V80H150V82L151 83H155V85H149L148 84V77ZM173 76V75H172ZM197 76V77H198ZM235 76H236V74H235ZM239 76V75H238ZM237 76V77H238ZM249 76V77H250ZM10 77V76H9ZM8 77V78H9ZM13 77V76H12ZM23 76H21V78H22ZM119 77V76H118ZM118 77H116V78H118ZM174 77V76H173ZM179 77V76H178ZM181 77V76H180ZM223 77V76H222ZM232 77V76H231ZM243 77H244V75H243ZM246 77V78H247ZM97 78L95 79V80H97ZM103 78H105V77H103ZM112 78V77H111ZM184 78V77H183ZM227 78V81L228 80H230V78L228 79V77H226ZM226 78H222V81L224 80L225 81V79ZM233 78H236V77H234L233 76ZM29 79V78H28ZM27 79V80H28ZM36 79V78H35ZM69 79V80H68ZM119 79V78H118ZM117 79V80H118ZM122 79V78H121ZM133 79V80H132ZM172 79V78H171ZM194 79H195V77H194ZM200 79H203V80H201L200 81ZM212 79V80H211ZM221 79V78H220ZM260 79H259V81H260ZM26 80V81H27ZM94 80V79H93ZM108 80H110V81H112L110 78H108ZM117 80H116V82H117ZM127 80H130V81H128L127 82ZM182 79H180V81H181ZM36 81V80H35ZM34 81V82H35ZM102 82H103V79L101 80ZM101 81H95V83L97 84L96 86H98L99 87V84H100V87H101ZM104 81H105V79H104ZM110 81H108V83L110 82ZM119 81V80H118ZM224 81H223V84H224ZM227 81H225L226 83H227ZM258 81V82H259ZM37 82V81H36ZM113 82V81H112ZM120 82V81H119ZM149 85V86H153V88L152 87H150L149 88V86L146 84V83ZM178 82H179V80H178ZM201 82V83H200ZM230 82V81H229ZM228 82V83H229ZM28 83V82H27ZM73 83V84H74ZM106 82H104V84H105ZM113 83H115V82H113ZM120 83V84H121ZM166 83V88H164L163 87V89H169L170 90V88H167V87H169V86H167V85H170V84H167ZM224 84L225 85V87H226V85H228V84ZM33 84V83H32ZM53 84V83H52ZM112 84V83H111ZM118 84V83H117ZM143 84H145L144 85V88H147V92L145 93V94H149L148 92H152V90L151 89H153L154 91H153V93H151V95H154V97L152 98L150 95H147V96H149L148 98H150L149 99V101L150 102H152V104L154 105V107L153 108H151L153 105L148 101V99L146 98V100L150 103V104H148V102L146 103V100H145V97L143 98V96H144V92H138V91H140L141 89H143V88H141V87H143ZM199 86V88H195V86L197 87V85ZM54 85V84H53ZM93 85H94V82H93ZM122 85V84H121ZM182 85V86H181ZM184 85V86H183ZM37 86V85H36ZM88 86V87H87ZM102 86H104V85H102ZM106 86L108 87V85L106 84ZM117 86H119V85H117ZM139 86V87H138ZM148 86V87H147ZM235 86V85H234ZM243 86V87H242ZM34 87V86H33ZM43 87V86H42ZM72 87V86H71ZM73 87H72V90L71 91H73ZM87 87V88H86ZM97 87V88H98ZM99 87V88H100ZM113 87H115V84L113 85ZM112 87V89H114ZM137 87L139 88V90H137ZM236 87V86H235ZM251 87V88H250ZM32 88V87H31ZM68 88V89H69ZM94 87H91V89H93ZM96 88V89H97ZM102 88V87H101ZM105 88V87H104ZM117 88V87H116ZM115 88V89H116ZM136 90H135V89ZM141 88V89H140ZM150 89V91H149V89ZM192 88H194V90L193 91H191L192 90ZM237 88V87H236ZM59 89H61V88H59ZM131 89H134L133 91L131 90ZM156 89V90H155ZM225 89V88H224ZM29 90H30V88H29ZM33 90V89H32ZM74 90H76V89H74ZM100 90V89H99ZM98 90V91H99ZM102 90V89H101ZM109 90V89H108ZM131 90V91H130ZM146 89H144L143 91H145ZM159 90V89H158ZM226 90H228V89H226ZM243 90H245V92L243 91ZM48 91V90H47ZM56 91V90H55ZM69 91H70V89H69ZM93 91H95V88L93 89ZM129 91H130V94H129ZM140 94V95H138L137 94V92ZM176 91V92H175ZM182 91V92H181ZM186 91H188L189 92V94L191 95V97H188L189 98V100L188 101H179V98L180 97H182V96H184V95H182V94H186ZM220 91V90H219ZM222 91H225V90H223L222 89ZM234 91V90H233ZM33 92V91H32ZM36 92H37V89H36ZM81 92H76L75 91V93H81ZM90 91H88V93H89ZM97 92V91H96ZM96 92H94V93H96ZM103 92V91H102ZM108 92V91H107ZM106 92V93H107ZM134 93V95H133V93ZM166 92V91H165ZM237 92V91H236ZM242 92H244L243 94H242ZM20 93V92H19ZM50 93V92H49ZM72 93V92H71ZM73 93H74V91H73ZM74 93V95H72V94H70V95H72V96H77L78 97V95L77 94H75ZM99 93H100V91H99ZM111 93V92H110ZM132 93V94H131ZM143 95H142V94ZM168 93V92H167ZM234 93V92H233ZM15 94V93H14ZM29 94V93H28ZM166 94V93H165ZM189 94H188V96H189ZM218 94H221V92L220 93H218ZM50 95V94H49ZM52 95V94H51ZM62 95V94H61ZM69 95V96H70ZM103 95V94H102ZM102 95H100L101 97H102ZM136 95H137V98H136ZM180 95V96H179ZM182 95V96H181ZM214 95V96H213ZM58 96V95H57ZM75 96V97H76ZM85 96V95H84ZM90 96H92V94L90 95ZM105 96V95H104ZM103 96V97H104ZM126 96V97H127ZM139 96V97H138ZM162 96V97H161ZM167 96V95H166ZM211 96H213V98H209V97H211ZM219 96H221L220 98H219ZM227 96V100L226 101H224L225 99V97ZM9 97H10V95H9ZM67 97V96H66ZM71 97V96H70ZM79 97H81V98H83L82 97V94H81V96H80V94H79ZM107 97V96H106ZM106 97H105V99H106ZM113 97V98H114ZM179 97V98H178ZM228 97H229V99H228ZM68 98V97H67ZM74 98V97H73ZM88 98H89V96H88ZM108 98H111V97H108ZM107 98V99H108ZM112 98V99H113ZM136 98V99H135ZM187 97L185 98V99H183V100H187L188 99ZM46 99V98H45ZM51 99V98H50ZM60 99V98H59ZM70 99V98H69ZM74 99V100H75ZM115 99V98H114ZM138 99V100H139ZM142 99L145 101V102H143L142 101ZM165 99V98H164ZM181 99V98H180ZM67 100V99H66ZM86 100V101H85ZM94 100V99H93ZM136 100V101H135ZM63 101V100H62ZM89 101H90V104H89ZM179 101V102H178ZM51 102V101H50ZM65 102H67V101H65ZM85 102V103H84ZM93 102V101H92ZM96 102V103H95ZM118 101H116V99H115V104H118L117 103ZM180 102H182V103H180ZM57 103V102H56ZM61 103V101L59 102V104ZM67 103V104H68ZM144 103H146L147 105H143L142 106V104H144ZM179 103V104H178ZM198 105V106H195L196 104ZM45 104V103H44ZM67 104H64V106L66 105V107H65V109L67 108ZM71 104H69L70 106H71ZM94 104H96V106L98 107V109L100 110V113L97 115L96 114V112H98V111H96V109H97V107H96V109H95V107H94ZM43 105V104H42ZM41 105V106H42ZM50 105H52V104H50ZM58 105V104H57ZM105 105H107V110H105L106 108V106ZM148 105H150L149 107H145V106H148ZM152 105V106H151ZM262 105V104H261ZM33 106V105H32ZM56 106V104H54V107ZM60 106V105H59ZM62 106H63V104H62ZM93 106V107H92ZM192 106H194L193 108H192ZM21 107V106H20ZM48 107V106H47ZM51 107V106H50ZM189 107H191L190 108V111H189ZM201 107H202V105H201ZM205 107V106H204ZM60 108V107H59ZM58 107H57V109H59ZM62 108V107H61ZM60 108V109H61ZM69 108V107H68ZM71 108V107H70ZM74 108L73 109H71L72 111L74 110ZM90 108H94L93 110H95L96 112H94L92 109H90ZM215 108V109H216ZM229 108V107H228ZM261 108V107H260ZM124 109V110H123ZM133 109H134V111H133ZM193 109V110H192ZM209 109V108H208ZM218 109H216V111L218 110ZM255 109H257V110H255ZM44 110V109H43ZM68 109H66V111H67ZM74 110V111H75ZM103 110V111H102ZM115 110L118 112V114L119 113H121L122 115V119L124 118V120H125V122H126V126L124 127V125H125V123H124V121L122 120V119H119L120 117H117V113H116V115H115ZM119 110H121L120 112H119ZM124 112H123V111ZM132 110V111H131ZM202 110V109H201ZM201 110H200V114H201ZM206 110V109H205ZM204 110V111H205ZM211 110H212V108H211ZM221 110L222 111H225V110H223V108H221ZM220 109H219V112L217 113L216 111H215V113H210V112H206V115H207V117L208 118H211V119H213V117H214V119H213V123L211 122V128H212V130H213V128H216V126H218L217 124H220V123H222L223 121V123H225V119L226 118H224V119H222V117H221V115L222 114H224V113H226V112H228V109H227V111L226 112H222ZM41 111H42V109H41ZM51 111V110H50ZM58 111V110H57ZM69 111H67L66 113L68 114V112ZM102 111V112H101ZM210 111V110H209ZM222 113H221V112ZM260 111V110H259ZM59 112V111H58ZM253 112H254V114H253ZM53 113H56V112H53ZM192 115H191V114ZM252 113V114H251ZM259 113V112H258ZM49 115H50V112L48 113ZM47 114V115H48ZM63 114H65V112L63 113ZM73 114H74V112H73ZM190 114V115H189ZM202 115V114H201ZM205 115V114H204ZM204 115H202L203 116V118H204ZM74 116V115H73ZM92 116H94V118H92ZM119 116V115H118ZM143 118H142V117ZM171 116H174L173 118L171 117ZM215 116H217V117H221V120H216V118H215ZM236 116H234V117H236ZM237 116V117H238ZM257 115H255V117H256ZM50 117V116H49ZM53 117V116H52ZM140 117V119H138ZM168 117H171L170 118V120H174V121H177L178 119V123L177 122H174V124L176 123V124H179L178 126H176V127H174L173 125L174 124H172V123H170V121H169V119H168ZM177 117V118H176ZM207 117L205 118V119H207ZM248 116H247V118H249ZM250 117V118H251ZM255 117H252V118H255ZM261 117V116H260ZM59 118V117H58ZM61 118H62V116H61ZM66 118V117H65ZM168 120H167V119ZM196 118V117H195ZM51 119V118H50ZM55 119V118H54ZM117 119H119L118 121H121V122H123L124 123V125L123 126H119L118 127V121H117ZM142 119V120H141ZM182 119V118H181ZM202 119V117L200 118V119H198V120H200L201 122H198V123H204V121H202L201 120ZM243 119V118H242ZM261 119V118H260ZM48 120H49V118H48ZM134 120V121H133ZM136 120H141L140 122H135ZM183 121H185V120H187V119H182ZM182 120H180L181 121V123H182ZM190 120V119H189ZM235 120V119H234ZM237 120H238V118H237ZM236 120V121H237ZM250 120V122H253L251 119H249ZM259 120V119H258ZM41 121V120H40ZM50 121V120H49ZM64 121V122H65ZM71 121V122H72ZM76 121V122H75ZM133 121V122H132ZM167 121H169L168 123H170L169 125H168V123H166ZM240 121H242V120H239V122ZM244 121V120H243ZM242 121V122H243ZM85 122V121H84ZM120 122V123H121ZM189 122V121H188ZM192 122V121H191ZM249 122V121H248ZM107 123V124H106ZM157 123H158V126L160 125V123L162 124L163 123V125L164 124H166L165 126H164V128H163V125H160V129H156L157 128ZM200 124V125H202V128L204 129V127H203V125L204 124ZM206 124H205V126L207 125V122H205ZM231 123V122H230ZM236 123V122H235ZM254 123V122H253ZM252 123V124H253ZM102 124H104V125H102ZM172 124V125H171ZM175 124V125H176ZM226 124H227V122H226ZM237 124V123H236ZM239 124H241V123H239ZM243 124V123H242ZM247 124V123H246ZM257 123L255 122V124H254V126H253V128H252V126L249 128V129H251L252 128V130H254V129H256L257 127V125L258 124H260L259 122H258V124L256 125ZM51 125V124H50ZM69 125H70V127H69ZM73 125V124H72ZM172 127H171V126ZM228 125H230L229 123H228ZM247 125H249V124H247ZM246 125V126H247ZM262 125L263 124H261V126L260 127H262ZM52 126H54V127H52ZM60 126H62V124H60ZM60 126H56L57 128H59ZM76 127H77V125H75ZM104 126V127H103ZM169 126H170V128H171V132L169 131L170 129H169ZM180 126H182V127H180ZM209 126V125H208ZM225 127H223L224 129L225 128H227V126L226 125H224ZM234 126V125H233ZM244 126H245V123H244ZM243 126V127H244ZM245 126V127H246ZM51 129H53L54 130V128H55V125H51ZM162 127V128H161ZM189 127V128H188ZM198 127H199V124H198ZM197 127V128H198ZM229 127V126H228ZM238 127H240L239 129H241V125H239ZM238 127L236 128V125H235V128L233 129L234 131H235V133H234V131H233V133L232 132H230V130L232 129V128H230L229 129V131L227 130V132H230V133H226V134H223L222 136L221 135H219V136H221V137H219V136H217L216 134H215V136H213L212 134H214V133H218L220 130H219V128H217V129H215V130H217L216 132H214V133H212L211 135H209L208 133V130H207V127H205L206 129H205V131H207V133H205V131H203L206 135H204V136H202L201 137V135L202 134H204V133H202V131L201 130H203L202 128L199 130V132H201L200 133V135L198 134L199 132L197 131V133L196 132H194V133H196V135L198 136L199 135V137L200 138H198V140H197V137L196 138H194V136H195V134H194V136H192V132H190V130H189V132L191 133V136H192V138H194V141L195 140H197V145L195 144V146H193L194 145V143H192L191 142V144L192 145H190V146H188V148H187V152L186 153H188V155H189V152H190V155H192L193 153H195L194 151H196L197 152V154H198V152H200L197 156L199 157V156H202L201 158H203V159H207V156H208V158H209V156L210 157H212V159L211 160H213L214 162H216V164L215 165H217V163H218V161H222V162H225V160L228 162V163H234V159H237L238 157H240V154H245V155H247L248 157L250 156V157H253L254 155H257V154H259L261 151H263L264 150V139H262V140H260V141H258V142H256L255 144H257V146L256 147H254V148H252V149H250V150H246V148L247 147H241L239 150L238 149H236V150H238V151H235L234 153L232 152V153H230V154H232L231 155V157L230 158H225L224 157V155L226 154L225 152V154H223V157L221 156V157H218L217 156V154L218 153H220L221 152V150L222 149H224L225 148V150H226V148H228L230 145H233L234 147L236 146V145H239V144H237V143H242L243 141H245L246 139H248V138H246V137H249L248 135H249V133H251V132H245L246 134H244V135H246V137L243 135V134H241V137H239V135H240V133L239 132H241L242 131V129H241V131L240 130H238ZM244 127V128H245ZM47 128H50V127H47ZM57 128H55V130H54V133H57V131H60V130H58ZM67 128V129H68ZM72 128H74V126L72 127ZM159 128V127H158ZM45 128H43V130H44ZM51 129L50 130H48L47 132L48 133H50V131H51ZM56 129H57V131H56ZM60 129V128H59ZM64 128L63 127H61V131L63 130ZM77 129V128H76ZM162 129H167L166 130V132H164V130H162ZM169 129V130H168ZM209 129V128H208ZM220 129H221V127H220ZM224 129H222V130H224ZM236 129V130H235ZM258 129V128H257ZM263 129V130H262ZM262 129H258L259 131L258 132H254L253 131V133L254 134H256V133H258L259 134V132H263L264 131V126H263V128ZM53 130H52V132H53ZM70 130H67V132H70ZM79 130V129H78ZM187 130V131H186ZM197 130V129H196ZM195 130V131H196ZM211 130V129H210ZM209 130V131H210ZM226 130V129H225ZM238 130V132H236ZM245 130V129H244ZM261 130V131H260ZM65 131V130H64ZM63 131V132H64ZM167 131L169 132L168 134H167ZM214 131V130H213ZM232 131V130H231ZM257 131V130H256ZM38 132V131H37ZM44 132V131H43ZM46 132V133H47ZM63 132H62V134H63ZM123 132V133H122ZM140 133L141 135L140 136H138L137 135V133ZM172 132H175V134L178 132V134H180L179 132H181V137L178 135H173L172 134ZM184 132V133H183ZM222 132V131H221ZM224 132V131H223ZM42 133V132H41ZM45 132H44V134H46ZM82 133L80 134V135H82ZM104 133V134H103ZM106 133H107V135H106ZM188 133V132H187ZM225 133V132H224ZM242 133V132H241ZM244 133V132H243ZM38 134V133H37ZM43 134V133H42ZM60 133L58 132V134L56 135V138L54 137V140L56 139L57 140V138H60V135H59ZM118 134H120V135H118ZM220 134V133H219ZM253 134V135H254ZM50 134H46L45 136H49ZM187 135V134H186ZM261 135H262V133H261ZM37 136V135H36ZM43 136V135H42ZM53 136H55V135H53ZM52 136V137H53ZM105 136V137H104ZM189 136H190V134H189ZM217 136V137H216ZM232 136V138L231 139H233V141H235V145H234V142H230L229 141V137H231ZM236 136H238L239 138H237ZM38 137V136H37ZM44 137V136H43ZM62 137H64V136H62ZM155 137V138H154ZM234 137V138H233ZM254 136H251V138H253ZM255 137H257V136H255ZM40 138V137H39ZM51 138V137H50ZM49 138V139H50ZM83 138H85V139H83ZM106 138V140L104 141V139ZM261 138H262V136H261ZM264 138V137H263ZM33 139H35V138H33ZM95 139H97L96 141H95ZM107 139H111L110 141L108 140V142H107ZM115 140V141H113V140ZM179 139V141H181V139H182V141L184 142V144H186V146L184 145V147H186V148H184V150H183V148H182V146H183V142L181 143V142H179V141H177ZM217 139H220V140H218L217 141ZM226 140V143H224V141ZM258 139H260V136L258 137ZM257 139V140H258ZM50 140H52V138L50 139ZM122 140V141H121ZM130 140H133L132 142H134L133 143V145H131V144H128L127 142L129 141L130 142ZM175 140L177 141V142H179L180 144H181V147H179L178 149H177V147L178 146H180V144L178 145V143L177 142H175ZM228 140V141H227ZM254 140H255V138H254ZM34 141H36V140H34ZM37 141H39V140H37ZM121 141V143H119V142ZM191 141H193V139L191 140ZM256 141V140H255ZM254 141V142H255ZM41 142V141H40ZM46 142V141H45ZM48 142V141H47ZM52 142V141H51ZM51 142H49V143H51ZM57 142V141H56ZM88 142V143H87ZM109 144V146H106L105 144H107V143ZM110 142V143H109ZM196 142V141H195ZM254 142H252V143H254ZM91 143V144H90ZM251 143V142H250ZM53 144V143H52ZM54 144L56 145V143L54 142ZM53 144V145H54ZM61 144V143H60ZM107 144V145H108ZM176 144V145H175ZM40 145V144H39ZM42 145V144H41ZM40 145V146H41ZM97 145V146H98ZM100 145V146H101ZM130 145H131V147H130ZM178 145V146H177ZM214 145L216 146V147H218L219 146V148H216V147H214ZM218 145V146H217ZM38 146V145H37ZM52 146V145H51ZM57 146H60V145H57ZM61 146H62V144H61ZM117 146V145H116ZM116 146H114L115 148H116ZM118 146H120L121 148H122V144L121 145H118ZM52 147H54V146H52ZM64 147H65V145H64ZM96 147V146H95ZM101 147V148H102ZM106 147V148H105ZM113 147V146H112ZM128 147H130V148H128ZM84 148H86V147H84ZM83 148V149H84ZM89 148V147H88ZM87 148V149H88ZM93 148H94V146H93ZM182 148V149H181ZM44 149V147L42 148V150ZM68 149V148H67ZM75 149H77V147H75ZM92 149V148H91ZM108 149H110V147L108 148ZM117 149H119V148H117ZM117 149H114V150H116L117 151ZM70 150V151H71ZM96 150H98V149H96ZM104 150L102 151V150H99L100 152H99V154L100 155H96V157H97V159H96V165L97 164H99L100 162H99V160H103V156H107V155H105L106 153H108V155L109 154H113V156L114 155H117V153L119 152V150H118V152L117 153H115L116 151H113L112 153H111V151L110 150H107V151H105L104 152ZM120 150H122V149H120ZM181 150V151H180ZM228 150H230V149H228ZM43 151H45V149L43 150ZM51 151V150H50ZM62 147H61V149L59 148V147H55L54 149H52V152L51 153H53V154H50V152H49V154H50V157L52 156L53 157V155H54V157H53V159L55 158V155H60V156H62L61 155V153H62ZM90 151V150H89ZM91 151H93V150H91ZM102 151V152H101ZM124 150H122V151H120V152H123ZM97 151H94V154L96 153ZM180 152V153H179ZM227 152V151H226ZM39 153H41V152H39ZM43 153V152H42ZM64 153V152H63ZM178 153L181 155H178ZM185 153V155H187ZM47 154V153H46ZM119 154V153H118ZM229 154V155H230ZM264 154V153H263ZM33 155V154H32ZM36 155V154H35ZM34 155V156H35ZM42 155V154H41ZM48 155V154H47ZM80 155V154H79ZM78 155V156H79ZM82 155V154H81ZM87 155H89V154H87ZM189 155V156H190ZM58 156H56L57 158H58ZM60 156H59V158H60ZM93 156H95V155H93ZM197 156H195V154L192 156V157H194L193 158V160H192V158H190L191 159V162L193 161L194 162V159H195V157H197ZM246 156V157H247ZM258 156V155H257ZM37 157V156H36ZM81 157V156H80ZM87 157V159L89 158L88 156H86ZM107 157H109V156H107ZM191 157V156H190ZM197 157V158H198ZM204 157H206V158H204ZM229 157V156H228ZM264 157V156H263ZM43 158V157H42ZM63 158V157H62ZM111 158V157H110ZM200 158V159H201ZM243 158V157H242ZM241 158V159H242ZM254 158H256V156L254 157ZM254 158H253V160H254ZM37 159V158H36ZM81 159V158H80ZM86 159V158H85ZM93 159V158H92ZM91 159V160H92ZM210 159V158H209ZM252 159V158H251ZM35 159H33V161H34ZM97 160H98V163H97ZM111 160V159H110ZM185 160V162L187 161V163L186 164H188V166L190 167H183L182 165H184L185 163H183L182 165H181V167H182V169L181 168H177V164L178 163H181V162H183ZM204 160V161H205ZM211 160H207L206 162L208 163V161H209V164H210V162H211V164L213 165V161H211ZM234 160V161H233ZM252 160V161H253ZM51 161V160H50ZM63 161V160H62ZM87 161V160H86ZM85 161V162H86ZM195 161H196V159H195ZM202 159H201V165L203 164V166H205L206 167V165L205 164H207V163H202V162H204ZM251 161V162H252ZM255 161V160H254ZM260 161H263V160H260ZM82 162V161H81ZM84 162V163H85ZM95 162V161H94ZM103 162V161H102ZM112 162V161H111ZM243 161H241V163H242ZM258 162V161H257ZM52 163V162H51ZM83 163V162H82ZM91 163H92V161H87V165H88V168L90 167V165H91ZM108 163H109V161H108ZM196 163V162H195ZM76 164V163H75ZM79 164V166H80V162L78 163ZM102 164V163H101ZM175 164H176V167H174L175 166ZM185 164V166H187ZM209 164H207V165H209ZM263 164V163H262ZM77 165V164H76ZM103 165V164H102ZM190 165H191V163H190ZM193 165H195V164H193ZM193 165H192V168H194L193 167ZM200 165V166H201ZM211 165V166H212ZM228 165V164H227ZM233 165V164H232ZM241 165V164H240ZM239 165V166H240ZM243 165V164H242ZM253 165H254V163H253ZM50 166V165H49ZM101 166V165H100ZM110 167H111V165H109ZM199 166V168H201ZM202 166V167H203ZM211 166H209V170L211 169ZM229 166V165H228ZM228 166H226V167H228ZM235 166V165H234ZM260 166V165H259ZM264 166V165H263ZM35 167V166H34ZM99 167V166H98ZM106 167V166H105ZM178 167H180L179 166V164H178ZM197 167V166H196ZM204 167V168H205ZM233 167V166H232ZM249 167V166H248ZM79 168H81V167H79ZM87 168V166L84 168V173H87V175L89 174V172H90V175H91V171H88V170H86V169H88ZM177 168V169H176ZM213 168V167H212ZM221 168V167H220ZM229 168V167H228ZM228 168H226V169H228ZM238 168V167H237ZM239 168H243V169H245V167L244 166H240ZM253 168V167H252ZM256 172L254 173V176H255V174L258 176H256V180H253L252 182H249V184H248V186H247V188H245V189H241V188H239V186L238 185H236L235 184V182L236 183H239V182H242V180L240 179L241 177H240V175L241 176H244L245 177V175H244V173H242V174H237V172L235 171L234 172V175H232V177H228V175H227V172H226V169L224 168V169H221L220 171H218V172H216L213 176H216L217 178V181L215 180V183H213V181H212V179L210 180V181H212V186H211V183H210V190L212 189V187H213V192H212V194H214V196H212L213 197V199L215 198V197H217V198H215V200H217V199H220L221 197L220 196H223L225 193H231L230 195H229V197L230 198H228V199H230L229 201L230 202H232V205L233 204H235L236 205V203H237V201L238 200H241V201H239L240 203H242V200H243V202L247 199L246 197H248L249 195V192H250V190L251 189H257L258 187H259V185H260V187H261V185H262V187H264L263 185H264V168H262V167H257V165H256ZM91 169V168H90ZM105 169V168H104ZM103 169V170H104ZM181 169V170H180ZM207 168H205V170H204V172L205 171H208L209 172V170H206ZM218 169V168H217ZM214 170V169H213ZM247 170V169H246ZM109 171V170H108ZM112 171H111V173H112ZM200 171H202L201 169L199 170V172ZM215 171V170H214ZM255 171V170H254ZM253 171V172H254ZM107 172V171H106ZM203 172V171H202ZM248 172V171H247ZM83 173V172H82ZM111 173L109 174L110 175V177H111ZM198 173V172H197ZM46 174V173H45ZM136 174H139V176L141 175V177H139L138 175H136ZM188 174V173H187ZM204 174V173H203ZM229 174V173H228ZM85 175V174H84ZM89 175V176H90ZM202 175V174H201ZM138 176V177H137ZM195 176V175H194ZM198 176V175H197ZM204 176V175H203ZM88 177V176H87ZM109 177V176H108ZM113 177V176H112ZM183 177H180V178H182L181 180L180 179H177L176 180V184H175V182H174V184L175 185H177V182L178 183H180V181H181V183H182V180L185 182V177L183 178ZM244 177H242L243 178V180H244ZM114 178V177H113ZM137 178V179H136ZM193 178V177H192ZM213 178V177H212ZM110 179H112V178H109V179H107V176H106V183L108 182V180H110ZM123 179V180H122ZM126 179V180H125ZM206 179V178H205ZM241 181H240V180ZM119 180H117L116 179V181H119ZM192 180V179H191ZM237 180H239L238 182H237ZM187 181V180H186ZM114 182V181H113ZM112 182V183H113ZM119 182V183H120ZM172 182H170V183H172ZM183 182V183H184ZM104 183V182H103ZM170 183H168V184H170ZM180 183V184H181ZM209 183V182H208ZM109 184V183H108ZM107 184V185H108ZM158 184V185H157ZM168 184H167V186H168ZM178 185L179 187L181 186L182 187V184L181 185ZM242 184V183H241ZM105 185V184H104ZM120 185V184H119ZM153 185H156L155 186V188H156V190H155V188H154V186ZM171 185V184H170ZM169 185V186H170ZM174 185V186H175ZM190 185V184H189ZM206 185V184H205ZM209 185V184H208ZM207 185V186H208ZM240 185V184H239ZM121 186V187H122ZM163 186V187H162ZM184 186H185V183H184ZM184 186H183V189H184ZM187 186H188V184H187ZM186 186V187H187ZM238 186V187H237ZM120 187V186H119ZM152 187L154 188L153 189V193H152V191H150V189H152ZM172 188H173V184H172V186H171ZM234 187H236V188H234ZM107 188H108V186H107ZM113 188V187H112ZM118 190L120 189V188H118V187H116ZM115 188V189H116ZM167 188H170V187H167ZM171 188V189H172ZM234 188V189H233ZM114 189V190H115ZM160 189V188H159ZM175 189V188H174ZM180 189V188H179ZM179 189H177V190H179ZM186 190H187V188H185ZM259 190L258 191H256V192H259L260 191V189L261 188H258ZM163 190H164V188H163ZM181 190V189H180ZM262 190H264V189H262ZM262 190L259 192V193H261L262 192ZM175 191H176V189H175ZM184 190H182V192H183ZM126 192V191H125ZM150 192V193H149ZM157 192V191H156ZM161 191H159V193H160ZM162 192H164V191H162ZM161 192V193H162ZM206 192V191H205ZM255 192V193H256ZM121 193V192H120ZM158 193V192H157ZM165 193V192H164ZM178 193V192H177ZM209 193V192H208ZM207 193V194H208ZM125 194V193H124ZM166 194V193H165ZM165 194H163L162 193V195H165ZM169 194H170V192H169ZM258 194V193H257ZM113 195V194H112ZM155 195V194H154ZM154 195H153V197H154ZM161 195V196H162ZM209 195V194H208ZM227 195V194H226ZM234 195V196H233ZM248 195V196H247ZM254 195V194H253ZM114 196V195H113ZM166 196V195H165ZM181 196V195H180ZM180 196H178V197H180ZM183 196V195H182ZM255 197H256V195H254ZM169 197V196H168ZM175 197V196H174ZM177 197V196H176ZM177 197V198H178ZM219 197V198H218ZM156 198H157V196H156ZM159 198H160V195H159ZM162 198V197H161ZM166 198V197H165ZM207 198V197H206ZM257 198V197H256ZM121 199V198H120ZM149 199V198H148ZM151 199V198H150ZM195 199V198H194ZM161 200V199H160ZM175 199L174 198H169V199H166L165 201H161V203H160V208L158 209V210H156L157 211V214H155V216H156V218L157 217H162V216H165L166 217V215H167V217H168V215L170 216V214H168V212H169V209H170V206H174V205H176L177 204V202H179V200L177 199V202H176V200L174 201ZM184 200V199H183ZM190 200V199H189ZM147 201V200H146ZM150 201H152V200H150ZM155 201V200H154ZM159 201V200H158ZM173 201H174V203H173ZM208 201H209V199H208ZM253 201V200H252ZM138 202V201H137ZM185 202V201H184ZM212 202V201H211ZM223 202V201H222ZM234 202H236V203H234ZM125 203H126V201H125ZM148 203V202H147ZM150 203V202H149ZM173 203V204H172ZM176 203V204H175ZM180 203V202H179ZM178 203V204H179ZM185 203H187V202H185ZM133 204V203H132ZM139 204V203H138ZM143 204V203H142ZM154 204V203H153ZM172 204V205H171ZM181 204V203H180ZM180 204L178 205V206H180ZM238 204V203H237ZM148 205V204H147ZM146 205V206H147ZM139 206H141V205H139ZM150 206H152V204L150 205ZM177 206V207H178ZM130 207V206H129ZM133 207H135V205L133 206L132 205V207L131 208H133ZM176 207V206H175ZM186 207V206H185ZM189 207V206H188ZM187 207V208H188ZM214 207V206H213ZM245 207V206H244ZM63 208H64V206H63ZM104 208V207H103ZM140 208V207H139ZM143 207H141V209H142ZM146 208V207H145ZM149 209L151 210V207H149ZM178 209V208H177ZM177 209H174V210H177ZM188 209H190V208H188ZM144 210V209H143ZM142 210V211H143ZM148 210V209H147ZM146 210V211H147ZM173 210V209H172ZM195 212H196V214L198 215V214H200L201 212L200 211H198V210H196V207H195ZM63 211H64V209H63ZM188 211H190V210H188ZM151 212V211H150ZM173 212V211H172ZM152 213V212H151ZM171 213V212H170ZM177 213V212H176ZM128 215V214H127ZM180 215V214H179ZM190 216V215H189ZM196 216V215H195ZM165 217H163V219L165 218ZM166 217V218H167ZM172 217V216H171ZM183 217L185 218L186 216H184L183 215ZM199 217V216H198ZM197 217V218H198ZM155 218V217H154ZM155 218V219H156ZM188 218V217H187ZM158 219V218H157ZM161 219V218H160ZM159 219V220H160ZM163 219H161V220H163ZM168 219H170V218H168ZM181 219H182V217H181ZM199 219V218H198ZM191 220V219H190ZM111 222V221H110ZM166 222V221H165ZM172 222V221H171ZM192 222V221H191ZM199 222V221H198ZM161 223V222H160ZM202 223V222H201ZM164 224V223H163ZM189 224V223H188ZM153 225V224H152ZM175 226V225H174ZM194 228V227H193ZM153 229V228H152ZM107 236V235H106ZM109 236V235H108ZM102 237H104V236H102ZM114 237V236H113ZM105 238V237H104ZM116 238V237H115ZM102 239V238H101ZM250 240V239H249ZM102 241V240H101ZM105 241V240H104ZM50 243H48L47 244V246H44V248L45 247H51V245H49ZM117 244H118V242H117ZM101 245V244H100ZM99 245V246H100ZM121 245V244H120ZM120 245H114L115 246V249L118 251V256H121L122 255V249L120 248ZM248 245V244H247ZM103 246V245H102ZM113 247V246H112ZM245 247H247V246H245ZM227 248V247H226ZM250 248V247H249ZM39 250V249H38ZM95 250V249H94ZM99 250V249H98ZM97 250V251H98ZM114 250V249H113ZM254 250V249H253ZM43 251H45V250H43V249H40V251L39 252H37L36 254L35 253H33L34 254V257H33V260H35L34 258H38V257H41L42 256V252ZM101 251V250H100ZM36 252V251H35ZM102 252L104 253H102V255H103V257H104V255L106 256L105 257V259H107L109 262H110V264L111 263H113V264H115V262H113L114 260H113V258L114 257H112V256H114V255H110L109 253H108V251L106 252V250H105V248H102ZM56 253V252H55ZM199 253V252H198ZM226 254H225V259L223 260H221L219 257H217V255L216 254H214V256L213 257H209V255H208V257L207 258H205V257H202V255H199L198 254V256H200V257H198V256H195V257H192V258H189V259H185L184 258V256H183V258L185 259L184 261L186 262L187 261V263L186 264H257L256 262L257 261H259V262H261V261H263L264 262V254L262 255L260 252H258L257 250H254L253 252H250L249 254H247V253H245L246 255L244 256V259L243 258H241V256H238L239 254H244V252L241 250V249H238V250H236V252H234V254L229 250L228 252H225ZM136 254V253H135ZM222 254V253H221ZM220 254V255H221ZM235 254H238V255H235ZM178 256V255H177ZM7 257V256H6ZM12 257V256H11ZM173 257V256H172ZM17 258V257H16ZM15 258V259H16ZM13 259V258H12ZM23 259H25V258H23ZM51 260L49 261V262H47L46 261V263L45 264H59L58 262H57V259L56 258H54V257H51L50 258ZM101 259V258H100ZM176 260H174V263L175 264H184V261L182 262V260L181 261H179V258H178V260H177V258H175ZM21 260H22V258H21ZM21 260H19V261H21ZM80 260H83V257H82V259H79L78 261H80ZM86 260V259H85ZM93 260V259H92ZM91 260V258L90 259H88L86 262H87V264H94V262ZM138 259H136V261H137ZM6 261V260H5ZM16 261V260H15ZM84 261V260H83ZM103 261H104V259H103ZM135 261V262H136ZM143 261V260H142ZM13 262H14V259L13 260H8V261H6L4 264H13ZM22 262V261H21ZM105 262H107V261H105ZM109 262H107V263H109ZM139 262V261H138ZM258 262V263H259ZM84 263V262H83ZM117 263V262H116ZM264 264V263H263Z\"/></svg>",
  "mask_w": 264,
  "mask_h": 264
}]
</instances>
